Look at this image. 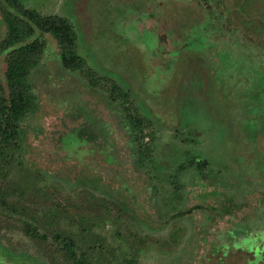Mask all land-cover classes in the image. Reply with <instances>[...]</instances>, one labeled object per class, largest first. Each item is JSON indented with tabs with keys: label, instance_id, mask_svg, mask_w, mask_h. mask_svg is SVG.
I'll use <instances>...</instances> for the list:
<instances>
[{
	"label": "rangeland",
	"instance_id": "rangeland-1",
	"mask_svg": "<svg viewBox=\"0 0 264 264\" xmlns=\"http://www.w3.org/2000/svg\"><path fill=\"white\" fill-rule=\"evenodd\" d=\"M15 1L75 39L68 65L57 40L33 37L36 111L0 145V257L254 260L230 248L264 231V0ZM3 10L20 15L0 6V43Z\"/></svg>",
	"mask_w": 264,
	"mask_h": 264
},
{
	"label": "trees",
	"instance_id": "trees-1",
	"mask_svg": "<svg viewBox=\"0 0 264 264\" xmlns=\"http://www.w3.org/2000/svg\"><path fill=\"white\" fill-rule=\"evenodd\" d=\"M3 4L17 10L20 15L17 16L6 10L1 11L6 27V36L0 43V50L2 53L7 51L4 59L6 64L4 77L8 95L7 97L4 96V89L0 88V145L16 139L20 121L36 111V98L28 80L29 74L37 65L43 49L40 41L33 39L36 31L40 30L42 33L49 34L63 46L64 60L68 65L73 63L70 54L67 55V53H70L69 47H72L75 39L73 29L63 18L42 16L37 12L24 9L15 0H0V6ZM1 202L5 206L8 205L4 201ZM25 226L27 233L32 237L40 240L46 239L40 236L30 224H25ZM254 234L257 235L255 242H258L260 237L258 233ZM65 242L70 248L73 247L71 241L65 240ZM255 242H248L245 245L239 244L237 249L234 246L230 249L234 251L240 249L244 252L254 250L255 253ZM225 249L226 251H223L222 256L218 259V264H224L222 259L226 258L228 253V248ZM8 260L0 257V264H12ZM254 261L252 260L248 264H253Z\"/></svg>",
	"mask_w": 264,
	"mask_h": 264
},
{
	"label": "flooded vegetation",
	"instance_id": "flooded-vegetation-1",
	"mask_svg": "<svg viewBox=\"0 0 264 264\" xmlns=\"http://www.w3.org/2000/svg\"><path fill=\"white\" fill-rule=\"evenodd\" d=\"M258 235L260 237L258 242L259 245H256L254 253L255 261L253 264H264V231H260Z\"/></svg>",
	"mask_w": 264,
	"mask_h": 264
}]
</instances>
